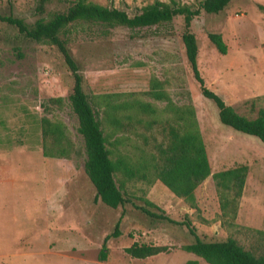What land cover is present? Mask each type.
Segmentation results:
<instances>
[{"label":"rangeland","instance_id":"1","mask_svg":"<svg viewBox=\"0 0 264 264\" xmlns=\"http://www.w3.org/2000/svg\"><path fill=\"white\" fill-rule=\"evenodd\" d=\"M70 1L51 0L45 11H62ZM86 1L131 15L154 0ZM176 1L195 8L201 0ZM35 3L0 0V15L31 24ZM182 31L177 16L158 28L80 25L68 35L67 47L85 92L93 102L100 97L96 117L113 159L126 158L133 165L146 161L163 127L187 111L196 122L209 165L208 177L194 190L197 210L153 178L144 182L121 176L116 185L136 207L111 209L95 199L84 174L82 143L66 100L70 78L57 53L0 23V264H205L182 250L192 242L185 226L147 217L137 209L144 201L174 222L188 221L201 240L231 237L244 248L255 245L247 229L264 231V147L218 122L215 106L200 95L192 77ZM189 31L196 40L204 85L237 114L254 118L264 109V0L232 1L218 14L200 11ZM207 33L221 36L226 54L215 50ZM132 99L148 104L150 115L137 113L127 121L120 107ZM106 105L116 108L110 111ZM43 118L61 124L64 142L71 145L68 159L43 154L44 147H51V141L42 138ZM236 166L247 168L245 189L235 219L227 224L220 216L211 175ZM117 221L119 235L103 244ZM133 243L167 250L135 259L124 252ZM102 245L104 261L98 259Z\"/></svg>","mask_w":264,"mask_h":264},{"label":"trees","instance_id":"2","mask_svg":"<svg viewBox=\"0 0 264 264\" xmlns=\"http://www.w3.org/2000/svg\"><path fill=\"white\" fill-rule=\"evenodd\" d=\"M232 1L240 0H201L195 8L180 4L176 0H168V2L154 0L128 15L125 11L112 6L104 7L86 0H73L68 2L62 11L46 12L45 6L51 0H36L34 7L36 18L31 24L25 23L20 18L0 15V23L14 28L22 38L50 46L57 53L63 69L70 78V90L66 100L75 117L76 132L82 143L83 171L94 189L95 199L106 207L116 209L128 204L135 206L130 201L131 197L116 185V180L120 181L116 177L121 176L126 180L144 182L153 178L175 198L182 199L190 209L197 210L194 190L208 177L209 165L196 122L187 111L181 112L174 124L163 127L161 139L159 142L154 140L152 152L146 161L133 165L126 158L113 159L112 153L106 147V140L96 117L98 112L96 107L100 105V97H96V102H93L85 92L83 76L67 47L68 35L80 25L98 26L104 29L121 27L129 30L158 28L170 24L173 18L180 16L183 23L181 43L200 95L213 103L217 110V120L221 125L256 138L264 147V109H259L254 118L237 114L204 85L197 68V44L194 35L189 31L191 20L200 11L206 14H218ZM206 37L219 54H226V47L219 34L207 33ZM51 101L60 102L59 99ZM114 108L116 106L106 105V109L110 111ZM120 108L125 112L124 118L127 121H131L137 113L150 115L151 111L148 104L136 99L122 103ZM112 120L115 121L111 117ZM135 121L139 123L142 119ZM40 129L42 138L51 141L50 151L44 147L43 154L68 159L71 145L64 142L61 124L43 118L40 120ZM246 173L245 166H236L211 175L217 191L220 216L227 224H232L231 221L235 219ZM144 202V206L137 209L147 217L185 226L192 237V242L182 246V250L193 254L205 264H264V231L247 229L255 238V245L248 248H244L231 237L219 241H204L195 234L194 228L188 221L174 222L163 215L155 205L148 201ZM118 225L119 221L115 223L113 232L104 238L103 244L109 237L119 235ZM166 250L165 246L133 243L125 248L124 252L131 258L144 259ZM105 258L106 248L102 245L98 259L104 261ZM184 264H198V262L188 260Z\"/></svg>","mask_w":264,"mask_h":264},{"label":"crops","instance_id":"3","mask_svg":"<svg viewBox=\"0 0 264 264\" xmlns=\"http://www.w3.org/2000/svg\"><path fill=\"white\" fill-rule=\"evenodd\" d=\"M244 186H245V183H244ZM243 189H245V188L243 187ZM242 193H243V190H242Z\"/></svg>","mask_w":264,"mask_h":264}]
</instances>
